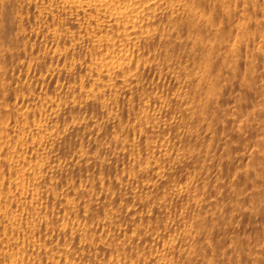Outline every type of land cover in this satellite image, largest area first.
<instances>
[{"label": "bare ground", "instance_id": "bare-ground-1", "mask_svg": "<svg viewBox=\"0 0 264 264\" xmlns=\"http://www.w3.org/2000/svg\"><path fill=\"white\" fill-rule=\"evenodd\" d=\"M37 14L42 37L68 47L48 45L35 70L83 78L42 99L70 126L36 125L48 132L38 146L56 161L84 132L91 153L72 149L66 164L93 177L84 190L66 165L50 166L57 183L42 178L41 219L59 184L82 205L62 196L55 220H41L42 241L57 237L40 248L45 263L75 264L78 248L80 264H264V0H0V66L27 55Z\"/></svg>", "mask_w": 264, "mask_h": 264}, {"label": "rangeland", "instance_id": "rangeland-1", "mask_svg": "<svg viewBox=\"0 0 264 264\" xmlns=\"http://www.w3.org/2000/svg\"><path fill=\"white\" fill-rule=\"evenodd\" d=\"M26 1L27 2L32 1L34 3L42 4V0H39V1L38 0H26ZM39 16H40V14H37L36 16H32L33 22L31 24L25 25V27L27 26L25 28V31L27 29V34H29L28 35L29 43L27 40V44H28L27 55L21 56L22 60H20L21 58L17 54V55H15V58L13 59V61L11 60L10 62H8L9 65H6L4 62L1 65L2 67L0 66V68H3L0 71L1 72L0 73V87H2V88H0L1 89L0 90V143H1L0 147L1 146L3 147V148L2 147L0 148V264H47V263H45L46 262V259H45L46 256H44V258H43V255H42V250H41L42 245L46 246V248L48 246V248L51 249L52 244L54 245L57 242V240L51 239V241H50V238L54 237L53 239H55L57 237L55 236L56 232L54 234L51 233L52 234L51 237H50V235H48V236H46L48 239L43 238V241H42V223H41V220H43L45 218L43 221L46 220L49 223H52L55 220L54 218L57 217L56 211H59L58 201L60 202V199L62 198V196H63V198H62L63 200L64 199L67 200V202L64 200L67 204H68V200H69V203H71L72 206L78 207V205H80V207H82V205L79 204V200L78 201L75 200V199H77L74 197L75 195L73 193L69 194L66 191L65 184H63V185L59 184L58 187H56V189H55V191H56L55 195L57 197H58V195L60 196V197H58L59 200L56 202L50 201V204H48L47 208L51 209V210H46V216L44 213V218L41 219V217H42V207H41L42 205L41 204H42V202H43V204L48 203V201H47L48 199L46 197V194L44 193V191L42 192V190L45 189L43 187L44 183L42 182V178L48 177L49 179L48 178L47 179L52 181L53 183L54 182L57 183L58 182L57 180L60 179V174L57 172V170L51 172V170L54 169L52 167H55V169H58V168L63 169L64 165H66L67 168L64 167V172H65L64 176L66 174V176L64 178L67 181H69V180L72 181L74 179L75 181L73 180L72 181L73 183L74 182L76 183L77 181H79L76 184L79 185V186L77 185V189L79 188L80 190L81 189L84 190L85 189L84 187H86L85 183H87L85 181L91 179V177L89 176V174H87V172H85V173L84 172H77V174H74L72 171H69V169L71 170V168L69 167L68 164H66V163H69L70 157L73 154L72 152H74L75 150L76 151L79 149L81 150V148L83 147V149H86V150L82 149V152L79 150L80 153L87 154V151L90 152V150H88V147L86 145L88 143L85 144L86 140L88 142V138L86 139V136L83 137L84 132L80 133V135L82 137L80 135L79 136L81 138H79V136H77V135H74V137L77 138L78 141L75 140L74 137H72V140L68 141L69 142V143H67L68 145L66 144V147L69 148L70 144H72L74 147V143L78 142L77 149L75 147H74V149L72 148L73 150L70 149V153L68 151V152H66V153H68L67 155H66V153L60 155V157H58V159L56 158L57 159L56 161H55V157L53 158L51 151H49L51 146H49V148H47L46 145L40 146V147L38 146L39 140L42 141L41 139L44 136L48 135V132L43 131L44 133H41L42 132L41 131L38 133L36 130L37 126L44 125L46 127L49 124L50 128L46 127L48 129L49 133H51V131L52 132H54V131L59 132L62 130L60 134L67 131L66 129H68L69 128L68 126H70V124L64 118H60L61 121H60V119L55 120L54 122H53V120L50 121L52 119V117L50 116L52 108L50 107V104L45 103V102L46 101L48 102V100L51 99V97L54 98V99L53 98L51 99L52 101L56 100L58 98L57 93L59 94V92L64 87H65L63 89L64 91H66L67 89L69 91L73 90L74 87L77 84H80L82 82V79H83L81 77H79L76 80L73 78L68 79V77L67 78L63 77V79H64L63 80L62 77L61 78L58 77V78H56L55 82L53 83L52 81H50L49 77H46L47 75H45L44 72H43L44 73V75H43L42 65L38 69L35 70L36 64L42 63V54L47 53L52 46H53L52 49H55L58 47L60 49H65L66 47H68V46H64V45L57 46V44L52 43V42L48 43L50 41H47L42 37V23H40V24L35 23L34 24V17H39ZM28 29H30V30H28ZM30 41H32V44H30L31 43ZM53 44H55V45H53ZM48 45H50L51 47ZM16 57H17V59H16ZM15 59H16V62H15ZM50 60L53 62L52 64H51ZM48 61H49L48 65H54L57 68L59 67L58 69H61L62 67L66 66V64L64 65L63 62L58 63L57 60L48 59ZM10 63H12V64L10 65ZM4 64L7 68H4L5 67ZM69 64L70 63H68V66L70 67L71 65H69ZM21 65H22V68H21ZM28 73L31 75H29ZM62 80H63V82H62ZM3 83H5V84H3ZM57 90H59V92ZM55 91H57V92H55ZM42 95H44V97ZM43 98H45V100H46L45 102L42 100ZM51 100H49V101H51ZM64 100L61 101V103L62 102H63V104L67 103V100H65V101ZM81 115H80L79 120L80 119L83 120V118L84 119L86 118V116L84 114H81ZM100 119L101 118L97 119L98 123H99ZM62 121H64V122H62ZM65 121H66V123H65ZM131 122L133 123L134 121H131ZM50 123H52V124H50ZM54 123H58V124H54ZM128 123L129 122H127V124ZM99 124L105 126L104 120L101 119ZM53 125H55V127ZM58 125L60 127H62L60 130H59L60 127L57 128ZM32 127L35 129H33ZM51 127H52V129H51ZM64 127H65V129H64ZM66 127H68V128H66ZM53 128H55V129L53 130ZM56 129H57V131H56ZM6 134H7V136H6ZM56 134L58 135V133H56ZM82 138H84V140H82ZM132 138L134 139V137H131V139ZM31 139L33 140V142ZM79 140H80V142H79ZM73 141H76V142L73 143ZM83 141H85V142L82 143ZM30 142H32V143H30ZM33 143H34V145H33ZM36 143H37V145H36ZM33 147L34 148L36 147V148L34 149ZM68 148H67V150H69ZM24 150H25V152H24ZM71 150H72V152H71ZM47 151L50 153H48ZM84 151H86V152H84ZM92 152L95 153L94 150ZM98 152L96 151V153L94 155H98ZM39 154L41 155V157ZM101 158L105 159L106 156L103 157V155H101ZM44 162L47 164L43 165ZM51 162H53V164ZM121 162L122 163L125 162L127 164L129 162V160L127 161V159H126V160L121 161ZM62 164H63V166H62ZM59 165H61V166H59ZM50 166H52V167L50 168ZM44 167L47 171L44 169ZM65 168L68 171L65 170ZM43 172H44V174H43ZM49 172H50V174H49ZM54 172H56V173L54 174ZM67 173H68L69 177L71 176L70 178L68 177ZM57 176L59 178H57ZM76 176H77V179H76ZM88 176L90 177L89 179H88ZM50 177H51V179H50ZM85 177H87V178H85ZM68 178H69V180H68ZM78 178H80V180ZM82 178H85V179L82 180ZM55 179H57V180H55ZM92 180H93V177H92L91 181ZM70 181L68 183H70ZM82 181L84 182V184L81 183ZM72 182L70 184H73ZM79 183H81V184H79ZM54 186H55V184H54ZM71 200H72V202H71ZM116 201L118 203H121L123 200L121 199V200H116ZM76 202H78V203H76ZM46 204H44V205H46ZM50 205H52V206L49 207ZM54 206L57 208H55ZM84 206L85 205L83 204V207ZM38 207H40V208L38 209ZM54 209L55 210L58 209V210L55 211ZM36 210L38 212H36ZM68 211H69V206L67 207V210L62 209L61 214L62 215L67 214ZM50 212H52V213H50ZM52 214H54V216ZM46 217H48V218L46 219ZM97 219H99V218L97 217L94 220V222H96V224H97ZM76 222H78V223L77 224L75 223V225L78 226L80 224L81 228H79V227L78 228L81 230H87V228L92 229V225H91V227L89 226L91 221L90 222L88 221L89 225H87L88 223L87 222L85 223V221H83V223H82V221L81 222L76 221ZM94 222L93 223L91 222V224H93V226L96 225V224H94ZM38 224H40L41 228L39 227ZM33 226H34V228H33ZM122 226L124 227V229L122 227V231H123V230H125L126 226L124 224ZM32 228L36 230V237H32L30 235V232H33V231H31ZM82 228H84V229H82ZM99 234H100V232H99ZM52 241H53V243H52ZM48 242H49V245H48ZM60 242L62 243L63 241H60ZM68 244H70V241ZM39 245H41V246H39ZM77 249L76 248H74V250L72 249V251H70V253H67V256L71 262L73 261V262H75V264H80L82 262L78 261V259L81 258L82 255L80 256L79 254H82L83 252H82V250L79 251V249L77 251ZM93 249H91L92 251L89 249L84 251V253H86L84 255H87V253L90 251H91V253L93 251H96V249L95 250H93ZM73 253H77V254H73ZM93 253H95V252H93ZM49 254H51V253L49 252ZM52 255L49 256V258L50 257L51 258L56 257V255H54L53 253H52ZM75 255H77L78 257H76ZM73 257H75V259ZM100 257H102V256L99 255V258H98L99 260H100ZM42 258L44 259L43 261H42ZM102 258H101V260H102ZM76 260H77V262H76ZM83 263L90 264L86 260H84Z\"/></svg>", "mask_w": 264, "mask_h": 264}]
</instances>
